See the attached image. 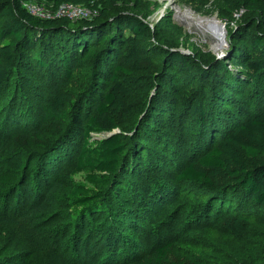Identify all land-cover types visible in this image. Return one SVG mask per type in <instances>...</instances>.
<instances>
[{"label":"trees","instance_id":"1","mask_svg":"<svg viewBox=\"0 0 264 264\" xmlns=\"http://www.w3.org/2000/svg\"><path fill=\"white\" fill-rule=\"evenodd\" d=\"M29 1L53 10L73 4L98 11V16L93 21L81 20L77 26L69 19L43 20L29 13ZM123 1L0 0V91L11 88V93H17L24 84L22 79H42L51 89L46 101L24 105L20 100L24 96L20 94L8 102L11 106L4 111L9 118L5 128L18 126V130L11 129L9 133L8 129L4 134L7 146L4 163L0 165V215L8 217L7 204L12 203L14 196L17 204L24 205L20 195L35 154L42 153L43 174L49 173L60 165V160L68 159L65 155L59 160L58 155L72 145L77 134L82 145L76 157V174H86L88 184L97 189L116 183L114 190L124 189L123 193L142 196L145 186H136L132 179L143 181L144 168L161 171L175 160L178 149L182 150L180 145L193 143L194 161L178 169V182L207 189V212L216 211L222 228L235 238H248L254 210L264 213V36H244L237 45L230 60L240 59L241 53L247 67L238 78L224 64L194 67L183 54L169 53L171 66H180L188 73L193 71L199 87L185 93L178 110L171 98H163L165 92L161 90L135 135L127 140L117 131L127 132L123 117L133 103V89L123 79L131 75L128 65H132L134 72L148 71L162 83L173 74L159 75L150 65L143 51L151 30L147 24L127 14L111 18V7ZM227 2L235 9L243 3L264 15V0ZM120 55L123 62H119ZM87 63L91 69L90 88L75 97L64 88L72 81L75 69ZM140 115L126 130L133 128ZM93 135L104 138L92 143ZM121 171L124 176L130 175V181H119L123 177ZM90 192L85 186H76L70 193L74 207L83 209L85 217L109 212L102 196ZM117 207L119 214L124 213L122 203ZM136 213L127 211L125 217L131 222ZM118 219L116 215L105 226L106 251L102 252L107 254L101 264H134L133 251L116 255L114 248L105 244L109 242L107 235L111 237L112 232L120 229ZM82 224L79 234L86 228ZM88 226L89 233L95 225ZM18 259L0 260V264ZM143 261L202 264L181 255L173 243L157 246Z\"/></svg>","mask_w":264,"mask_h":264},{"label":"rangeland","instance_id":"2","mask_svg":"<svg viewBox=\"0 0 264 264\" xmlns=\"http://www.w3.org/2000/svg\"><path fill=\"white\" fill-rule=\"evenodd\" d=\"M27 6L36 12V8L40 7L51 10L31 1L27 2ZM169 6L171 9H168ZM118 14L135 16L147 24L151 30L148 41L143 43V51L150 65L156 68L159 75H163V72L173 74L170 78L166 76V83H162L159 78L149 75L148 71L134 72L132 65H128L131 75L123 79L133 89L134 95L131 109L123 117L127 128L136 121L138 114L142 115L139 121L142 122L148 106L155 96H160L161 90L165 92L163 98H171L178 110L185 93L199 87L193 71L188 73L180 66H171L169 53L183 54L194 67L209 68L224 64L238 78L247 67L241 53L240 59L230 60L236 53L237 45L244 36H264L263 14L243 3L239 7L236 5L235 9L229 6L227 0H124L111 7V18ZM206 22H219L224 26L222 45H217L210 36L204 26ZM77 23L80 21L75 26ZM251 28L252 31H249ZM119 62H123L122 55ZM90 77L91 69L87 63L75 69L72 81L64 90L75 97L80 96L90 88ZM18 79H21L20 75ZM22 80L24 84L17 93H11V88L6 92L0 91V165L5 160L6 130L9 129V133L11 129L18 130V126L5 128L9 118L4 111L11 106H8V102L23 94L20 100L24 105L38 104L47 100L51 90L42 79ZM167 102L170 103V100ZM135 128L134 123L131 130L117 133H123L129 140ZM103 138L102 135H93L90 141L95 143ZM81 145L82 139L77 134L70 145L76 148L68 145L58 155L59 160L65 155L69 156L68 159L60 160V165L46 174L42 170V153L35 154L27 184L20 195L24 205L17 204L14 196L12 203L7 204L8 217L0 215L1 261L19 257L9 264H101L107 254L102 252L106 251L104 231L118 215L120 219L117 225L120 229L112 232L111 237L107 235L109 242L105 244L114 248L116 255L133 251L134 264H143L144 258L157 246L167 243H173L181 255L202 264H264V213L255 209L248 238H235L222 228L216 211L207 212V189L194 183L178 182V169L194 161L196 153L192 148L193 143L180 145L182 150L178 151L173 147L179 153L161 171L144 168L143 181L132 179L136 186H145L143 196L123 193L124 189L114 190L116 183L104 189L88 184L86 174L74 172ZM123 173L121 171V175ZM121 178L126 181L131 179L130 175L120 176L119 181ZM76 186H85L91 190V195H101V201L107 204L109 212L85 217V213L81 212L83 209L75 208L70 199V193ZM120 203L124 208L121 214L117 207ZM2 207L0 202V213H3ZM134 210L136 217L130 222L125 213ZM14 212L20 216L14 215ZM83 222L85 233L79 234ZM88 225H95L89 233ZM4 249L8 252L3 253Z\"/></svg>","mask_w":264,"mask_h":264},{"label":"built area","instance_id":"3","mask_svg":"<svg viewBox=\"0 0 264 264\" xmlns=\"http://www.w3.org/2000/svg\"><path fill=\"white\" fill-rule=\"evenodd\" d=\"M41 9L32 10L31 7L27 6L29 13L33 16L43 20H56V19H69L72 22L77 21H93L98 16V11H92L90 9H83L81 6H75L73 4H66L57 10L47 11L45 7Z\"/></svg>","mask_w":264,"mask_h":264},{"label":"bare ground","instance_id":"4","mask_svg":"<svg viewBox=\"0 0 264 264\" xmlns=\"http://www.w3.org/2000/svg\"><path fill=\"white\" fill-rule=\"evenodd\" d=\"M168 9H171L170 6L168 7ZM204 26L209 31L210 36L213 37V40L216 42V44L222 45L224 42L223 37L225 34L224 26H222L219 22H206Z\"/></svg>","mask_w":264,"mask_h":264},{"label":"water","instance_id":"5","mask_svg":"<svg viewBox=\"0 0 264 264\" xmlns=\"http://www.w3.org/2000/svg\"><path fill=\"white\" fill-rule=\"evenodd\" d=\"M150 106V105H149ZM149 106H148V108H149ZM148 108H147V111H148ZM147 114V113H146ZM142 116V115H141ZM142 118L140 117V119L137 121V123H136V128H135V130L132 132V136L133 135H135V133L137 132V130H138V128H139V125H140V120H141ZM46 152V151H45ZM47 153V152H46ZM15 188V187H14ZM13 191V190H12Z\"/></svg>","mask_w":264,"mask_h":264}]
</instances>
